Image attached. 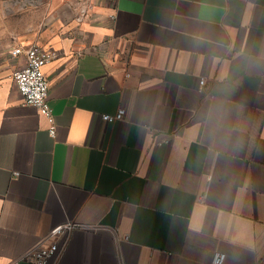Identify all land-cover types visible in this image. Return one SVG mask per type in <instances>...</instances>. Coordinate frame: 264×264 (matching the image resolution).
<instances>
[{
  "label": "crops",
  "instance_id": "crops-1",
  "mask_svg": "<svg viewBox=\"0 0 264 264\" xmlns=\"http://www.w3.org/2000/svg\"><path fill=\"white\" fill-rule=\"evenodd\" d=\"M32 4L56 135L3 60L0 264L66 221L58 264L264 262V0Z\"/></svg>",
  "mask_w": 264,
  "mask_h": 264
},
{
  "label": "built area",
  "instance_id": "built-area-1",
  "mask_svg": "<svg viewBox=\"0 0 264 264\" xmlns=\"http://www.w3.org/2000/svg\"><path fill=\"white\" fill-rule=\"evenodd\" d=\"M12 55L24 60L23 64L16 66L12 73V78L24 97V103L32 104L39 109L50 123V134L55 136L56 124L49 101L50 84L45 68L56 57V53L33 41L14 48ZM200 84H205L203 78ZM125 113V108H120L114 114H102V118L107 122H114L123 120ZM170 145H173V142H170ZM78 227L80 224L74 221H66L54 226L26 252L25 256L32 260V264H58L68 246L72 231ZM225 259L226 253L217 251L214 253L212 264H223Z\"/></svg>",
  "mask_w": 264,
  "mask_h": 264
},
{
  "label": "rangeland",
  "instance_id": "rangeland-1",
  "mask_svg": "<svg viewBox=\"0 0 264 264\" xmlns=\"http://www.w3.org/2000/svg\"><path fill=\"white\" fill-rule=\"evenodd\" d=\"M33 0H0V63L12 57V50L24 41L40 17Z\"/></svg>",
  "mask_w": 264,
  "mask_h": 264
}]
</instances>
